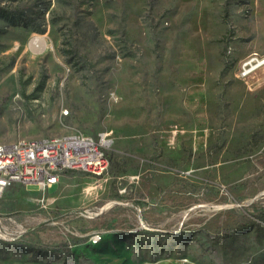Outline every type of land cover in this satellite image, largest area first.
<instances>
[{
    "label": "rangeland",
    "instance_id": "rangeland-1",
    "mask_svg": "<svg viewBox=\"0 0 264 264\" xmlns=\"http://www.w3.org/2000/svg\"><path fill=\"white\" fill-rule=\"evenodd\" d=\"M0 8L20 18L0 17V142L111 140L101 176L1 194L24 231L0 264H264V64L235 75L264 55V0Z\"/></svg>",
    "mask_w": 264,
    "mask_h": 264
},
{
    "label": "built area",
    "instance_id": "built-area-1",
    "mask_svg": "<svg viewBox=\"0 0 264 264\" xmlns=\"http://www.w3.org/2000/svg\"><path fill=\"white\" fill-rule=\"evenodd\" d=\"M263 64L264 55L252 52L238 62L235 75L250 76ZM110 145L107 132H98L96 136L69 133L0 142V196L14 185L34 186L45 196L68 170L101 176L109 167ZM23 231L15 218L0 216V239L12 240L14 233Z\"/></svg>",
    "mask_w": 264,
    "mask_h": 264
},
{
    "label": "trees",
    "instance_id": "trees-1",
    "mask_svg": "<svg viewBox=\"0 0 264 264\" xmlns=\"http://www.w3.org/2000/svg\"><path fill=\"white\" fill-rule=\"evenodd\" d=\"M224 8L226 9V5ZM0 17L8 21L10 24H17L20 21V18L16 17L13 13H10L3 8H0ZM108 157L109 161H111V157L109 155Z\"/></svg>",
    "mask_w": 264,
    "mask_h": 264
},
{
    "label": "bare ground",
    "instance_id": "bare-ground-1",
    "mask_svg": "<svg viewBox=\"0 0 264 264\" xmlns=\"http://www.w3.org/2000/svg\"><path fill=\"white\" fill-rule=\"evenodd\" d=\"M43 45H44V38L42 37V35L34 36L29 42V46L34 50L41 49Z\"/></svg>",
    "mask_w": 264,
    "mask_h": 264
},
{
    "label": "crops",
    "instance_id": "crops-1",
    "mask_svg": "<svg viewBox=\"0 0 264 264\" xmlns=\"http://www.w3.org/2000/svg\"><path fill=\"white\" fill-rule=\"evenodd\" d=\"M68 171H74V170H68ZM86 174H87V173H86ZM54 185H56V186H57V185H58V182H57L56 184H54ZM54 185H53V186H54Z\"/></svg>",
    "mask_w": 264,
    "mask_h": 264
}]
</instances>
